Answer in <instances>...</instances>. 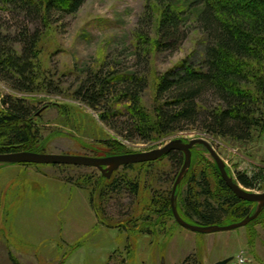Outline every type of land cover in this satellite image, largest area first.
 I'll return each instance as SVG.
<instances>
[{
	"label": "rangeland",
	"instance_id": "rangeland-1",
	"mask_svg": "<svg viewBox=\"0 0 264 264\" xmlns=\"http://www.w3.org/2000/svg\"><path fill=\"white\" fill-rule=\"evenodd\" d=\"M145 3L146 0H85L75 15L54 23L40 39L35 64L38 79L33 91L21 93L0 81V110L6 97L25 100L27 105L39 110L38 146L43 149L39 153L46 154L105 157L107 142H118L128 152L136 153L160 148L177 138L185 141L202 138L220 156L230 177L235 178L237 173L258 175L261 189L253 192L264 193V131L256 133L251 141L240 143L196 130L149 143L129 141L117 130L127 116L125 103L114 104L113 111L121 112L122 116L108 120V124L101 120V110L89 108L74 96L87 72L108 65L106 70L147 77L141 105L152 112L159 76L184 59L200 60L202 36L194 31L175 52L152 49L148 63L146 58L138 63L134 33ZM19 20L0 12L1 31L14 35ZM29 21L27 25L34 29ZM13 47L19 53L16 43ZM199 151L214 163L203 147ZM193 163L196 168H205L199 159ZM171 169L170 161L165 158L151 166L145 163L116 172L111 180L117 177L139 183V197L132 202L123 191L106 193L105 199L102 200L103 196L100 199V188L93 189L101 175L92 168L0 167V264H183L189 255L196 256L201 264H214L219 242L212 246L208 234L185 230L173 217L156 227L150 226L146 229L148 233L141 221L135 232L126 233L120 228L131 218L138 220L149 215L152 221L156 220L154 214L144 210L154 190L171 191L180 172ZM183 182L177 189H185ZM212 184L215 188L213 181ZM175 195L179 202V196ZM231 232L246 234V248L258 247L254 255L259 257L258 264H264V224ZM240 252L247 257L246 249Z\"/></svg>",
	"mask_w": 264,
	"mask_h": 264
},
{
	"label": "trees",
	"instance_id": "trees-1",
	"mask_svg": "<svg viewBox=\"0 0 264 264\" xmlns=\"http://www.w3.org/2000/svg\"><path fill=\"white\" fill-rule=\"evenodd\" d=\"M84 2L0 0V12L21 19L12 36L4 34L0 25V81L21 93L33 91L38 79L35 64L40 39L54 23L75 15ZM27 20L34 23L29 21L34 29L27 25ZM137 24L134 36L139 64L141 58H146L148 63L152 49L175 52L194 31L202 36L200 60L184 59L159 76L152 112L141 105V93L148 86L147 77L106 70L108 65L103 64L99 70L86 73L74 92L77 100L93 110H101L100 118L105 123L122 116L121 112L113 111V106L125 103L127 116L117 130L129 141L137 139L149 143L196 130L240 143L251 141L256 133L264 131V0H146ZM2 105L0 153L43 152L38 146L37 109L27 105L25 100L10 97L4 98ZM107 143L105 157L130 154L118 142ZM200 147L191 151V164L183 178L185 189L176 191L180 217L191 225L209 227L231 225L251 216L256 205L238 199L229 190L216 165L204 158ZM165 158L170 161L171 170H181L184 156L179 151H171L166 157L146 164L151 166ZM196 158L205 168L195 167ZM138 165L144 164L123 168ZM111 178L101 176L93 189L100 188V199L103 196L104 200L110 192L123 191L135 202L140 193L139 183ZM233 180L250 192L261 189L258 175L249 177L237 173ZM170 196L171 191L154 190L144 211L154 214L156 220L152 221L149 215L138 220L131 218L120 228L126 233L135 232L141 221L148 233L146 229L150 226L171 220ZM256 224H264V209L246 227ZM182 263L201 264L194 255L187 256Z\"/></svg>",
	"mask_w": 264,
	"mask_h": 264
},
{
	"label": "water",
	"instance_id": "water-1",
	"mask_svg": "<svg viewBox=\"0 0 264 264\" xmlns=\"http://www.w3.org/2000/svg\"><path fill=\"white\" fill-rule=\"evenodd\" d=\"M197 146H201L210 156L211 160L216 165L218 172L229 188V190L240 200L254 203L256 205L255 211L251 216L246 217L238 223L226 226H209L199 227L191 225L184 221L176 209V191L185 174L189 170L191 164V151ZM171 151H179L184 156L181 170L172 186L170 196V207L174 221L178 226L196 234H214L221 232H231L236 229L246 227L250 222L257 218V216L264 209V193H254L247 191L234 182L233 178L229 176L226 171L225 164L212 148L209 142L205 139L197 138L188 141L182 139H174L164 146L143 152L130 153L125 155L96 158L91 156L81 155H63V154H46L39 152L21 151L14 153L0 154V166L4 165H49V166H74L87 167L100 172L103 178L110 179L112 174L122 167L128 165H137L156 162L166 157ZM232 258H227L217 261L214 264H229Z\"/></svg>",
	"mask_w": 264,
	"mask_h": 264
},
{
	"label": "crops",
	"instance_id": "crops-1",
	"mask_svg": "<svg viewBox=\"0 0 264 264\" xmlns=\"http://www.w3.org/2000/svg\"><path fill=\"white\" fill-rule=\"evenodd\" d=\"M209 235V241L212 243V246L219 242L220 249L216 253V255L213 257L214 263L217 261H221L227 258H234L236 255H238L241 249L247 250V257L246 261L247 264H258L259 257L255 256L254 254L256 251L258 252L259 248L255 247L254 249H248L246 248V234H243L240 236L239 234H233L232 232H229L228 235L223 236L219 235V233L214 234H208ZM219 236V237H218Z\"/></svg>",
	"mask_w": 264,
	"mask_h": 264
},
{
	"label": "built area",
	"instance_id": "built-area-1",
	"mask_svg": "<svg viewBox=\"0 0 264 264\" xmlns=\"http://www.w3.org/2000/svg\"><path fill=\"white\" fill-rule=\"evenodd\" d=\"M231 264H247L245 255L242 252L239 253L233 258Z\"/></svg>",
	"mask_w": 264,
	"mask_h": 264
},
{
	"label": "flooded vegetation",
	"instance_id": "flooded-vegetation-1",
	"mask_svg": "<svg viewBox=\"0 0 264 264\" xmlns=\"http://www.w3.org/2000/svg\"><path fill=\"white\" fill-rule=\"evenodd\" d=\"M39 117H40V111L38 110V111L35 112V119H39ZM20 152H21V151H20ZM13 153H14V152H13ZM0 154H6V153H0ZM91 157H92V156H91ZM96 158H104V157H96ZM0 167H2V166H0ZM122 168H123V167H122ZM120 169H121V168H120ZM120 169H119V170H120ZM119 170H117L116 172H118ZM96 171H97V170H96ZM97 172H98V171H97ZM114 173H115V172H114ZM114 173H113V174H114ZM99 174H100V172H99ZM113 174H112V175H113ZM100 175H101V174H100ZM101 176H102V175H101Z\"/></svg>",
	"mask_w": 264,
	"mask_h": 264
}]
</instances>
